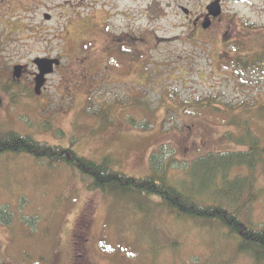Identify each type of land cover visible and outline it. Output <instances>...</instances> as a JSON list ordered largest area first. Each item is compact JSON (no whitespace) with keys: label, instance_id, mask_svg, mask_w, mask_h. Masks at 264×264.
Here are the masks:
<instances>
[{"label":"rangeland","instance_id":"1","mask_svg":"<svg viewBox=\"0 0 264 264\" xmlns=\"http://www.w3.org/2000/svg\"><path fill=\"white\" fill-rule=\"evenodd\" d=\"M65 1H36L32 20L23 13L29 6L16 5L0 21V94L5 102L0 134L14 132L72 147L88 160L109 163L112 170L158 184L184 182L193 190L201 187L193 174L208 167V153L247 149L234 135L249 129L264 147V38L250 39L248 50L240 51L239 59L249 61V68L219 66L211 47L177 38L182 21L170 16L152 25L160 37L172 39L151 41L155 46L145 55L150 64L141 67L140 61L137 70L119 71L110 62L93 73L74 66L77 48L87 53L95 45L92 62L107 63L108 54L101 51L108 42L102 30L106 24L90 16L98 10L102 20L111 7ZM130 4L126 0L120 8L131 10ZM17 8L22 11L14 12ZM45 11L57 12L54 20L42 21ZM108 24L109 32L118 34L135 21L115 17ZM142 24L146 27V20ZM54 57L61 59L62 69L49 77L41 98L34 87L25 96L20 93L31 82L30 74L15 88V97L6 95L3 84L12 77L14 64L36 71L35 58ZM114 76L124 82L108 83H115ZM247 173L246 167H236L230 177ZM254 175L251 219L260 225L264 160L257 162ZM89 183L71 165L25 153L0 155V264H71L80 242L86 264H264L238 253L220 225L185 219L158 196L101 192ZM208 189L211 185L204 187L203 197ZM84 217L88 224H82Z\"/></svg>","mask_w":264,"mask_h":264},{"label":"flooded vegetation","instance_id":"2","mask_svg":"<svg viewBox=\"0 0 264 264\" xmlns=\"http://www.w3.org/2000/svg\"><path fill=\"white\" fill-rule=\"evenodd\" d=\"M36 1L39 0H0V21L5 20L6 14L13 13L12 8L16 5L24 6V4L29 6V11H23V13L30 14L29 19L32 20V7ZM124 1L126 0L65 1L64 4L66 5H77L78 7H87L89 5L93 8L99 6L111 7L109 17H105L102 20H99L102 16L97 14L98 10H96L93 16H90L94 17L96 21H103L106 24V27L102 28V30L106 33L104 37L108 39V42L103 43L104 48L101 51L104 52V55L108 54L107 63L104 64L99 61V65H97L95 60L92 62L93 53L97 49V46L95 47L93 45L87 53L81 46V48H77L74 66L79 69H84L83 67L85 66V68L90 69V72L96 73L100 68L108 66L110 62L119 71L137 70L140 61H142V64H139L141 67H143V62L144 66L150 64L148 61L149 57L145 56L146 53H149L156 43L162 40L172 39V37H160L156 31H152V25L156 21L166 19L170 16L173 18L178 17L182 21L181 28L183 32L179 35L177 34V38L183 43L192 46L211 47L212 59L214 61L217 60L215 64L219 66L222 63L237 66L236 63H238L240 60L239 56H241L240 51L248 50V41L250 39L264 38V0H128L131 3L130 7L132 9L122 10L120 7ZM64 4L61 6H64ZM16 11L22 10L17 8L14 12ZM61 11L62 9H60ZM54 14H57V12L45 11L41 16L42 21L50 22L54 20ZM115 17L135 21V26H131L129 30H122L118 34H111L109 32L111 27L108 21ZM143 20L147 22L146 27L142 24ZM152 40L155 41V44H152ZM77 44L81 45L79 41L74 40V45ZM140 54L143 55L140 56ZM33 65L36 71H30L29 65L21 62L13 65L12 77H10L6 84H3L7 96L12 95L15 97L18 93L14 91L15 88L18 87L20 89L24 77L29 74L32 80L28 85L23 86L20 93H23L25 96L27 89L31 91V88L34 87V77L37 72V67L35 64ZM16 66L20 68L21 76L19 78L13 74ZM61 69L62 62L55 68L53 74ZM114 81L115 83H111L113 81L109 80L108 83L119 85L124 82L123 79L119 77L115 78V76ZM47 84L43 87L42 94L38 95V98L44 95ZM3 99L4 96L0 94V100L2 102L0 112L5 105ZM77 245L75 243L73 253L70 257L71 264H86L82 260L84 256L83 248Z\"/></svg>","mask_w":264,"mask_h":264},{"label":"trees","instance_id":"3","mask_svg":"<svg viewBox=\"0 0 264 264\" xmlns=\"http://www.w3.org/2000/svg\"><path fill=\"white\" fill-rule=\"evenodd\" d=\"M238 65L249 68L250 62L243 60ZM233 137L237 143L247 145V149L208 153L205 156L208 167H202L193 174L201 184L200 189L196 190L184 182L170 186L158 184L153 178L129 176L112 170L109 163L86 159L72 147L48 145L14 132L0 134V155L25 153L74 166L90 178L88 187L93 190L110 193L121 191L124 194L140 192L158 196L162 203L185 219H203L210 225H220L226 230L222 232L223 237L236 243L238 253H247L256 261L264 263V222L258 225L251 219V204L256 199L257 189L254 170L257 162L264 160V147L259 136L252 135L249 129L245 134ZM236 167H246L249 173L230 177L232 169ZM208 185H211V189L205 190L207 194L203 197L201 192ZM84 218L82 224H88ZM76 235L78 238L77 231ZM79 246L83 248L82 242Z\"/></svg>","mask_w":264,"mask_h":264},{"label":"water","instance_id":"4","mask_svg":"<svg viewBox=\"0 0 264 264\" xmlns=\"http://www.w3.org/2000/svg\"><path fill=\"white\" fill-rule=\"evenodd\" d=\"M34 63L38 68V73H36V77H35L34 91L37 95H40L42 93L43 86L47 82V76L51 75L54 72L55 67H58L60 65V61L59 59H52V58H37L34 60ZM13 74L15 77L19 78L21 76L20 68L16 66ZM0 107H1V100H0Z\"/></svg>","mask_w":264,"mask_h":264},{"label":"bare ground","instance_id":"5","mask_svg":"<svg viewBox=\"0 0 264 264\" xmlns=\"http://www.w3.org/2000/svg\"><path fill=\"white\" fill-rule=\"evenodd\" d=\"M241 61H243L242 59H240L239 61H238V63H236V65L237 66H239L238 64H240L241 63ZM240 67V66H239Z\"/></svg>","mask_w":264,"mask_h":264}]
</instances>
